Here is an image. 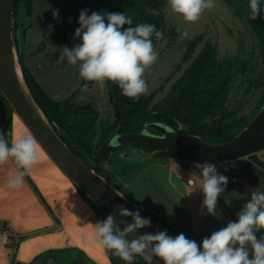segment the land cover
<instances>
[{"label": "rangeland", "instance_id": "1", "mask_svg": "<svg viewBox=\"0 0 264 264\" xmlns=\"http://www.w3.org/2000/svg\"><path fill=\"white\" fill-rule=\"evenodd\" d=\"M85 9L88 15L92 12L109 13V8L94 0H31V12L28 13L27 3L21 0L14 17V50L17 57L23 56L22 61L36 74L46 94L59 101L72 97L75 104H90L99 111L101 119L111 122L114 109L106 83L101 87L94 81H85L79 76L78 65H70L67 58L60 60L63 47L71 49L80 43L79 38H75V30L79 27V14ZM53 11H58V18H54ZM165 13L168 29L176 27L186 30L191 38L179 39L178 31L171 34L167 29L156 46L158 58L145 71L148 91L142 94L153 95L151 107H165L168 104L175 84L192 60L205 44L213 43L217 46L219 61L239 57L251 59L253 65H256L255 70L233 81L227 102L229 111H239L238 117H252L258 106H262L263 89L250 88V80L262 73L264 65L259 55L258 38L247 21L229 8L224 0H215V7L205 10L195 23L185 22L182 16L171 13L167 6ZM194 39H198V44L190 59L183 62L188 41ZM120 154V151L115 152L110 161L103 165L108 180L120 192L127 198L137 199L157 217L159 223L177 235L183 233L197 243L209 235L210 215L203 208L204 196L199 190L203 164L175 159H149L145 156L124 159ZM251 155L264 159V151L248 156ZM227 163L229 161L215 165L218 172L226 177L224 169ZM189 182L196 183V186L188 187ZM230 221L235 219L225 210L218 219V225L222 228ZM74 257H71L72 261L64 260L60 254L52 258L56 261L54 264H88L82 254ZM46 258L44 256L42 262Z\"/></svg>", "mask_w": 264, "mask_h": 264}, {"label": "clouds", "instance_id": "2", "mask_svg": "<svg viewBox=\"0 0 264 264\" xmlns=\"http://www.w3.org/2000/svg\"><path fill=\"white\" fill-rule=\"evenodd\" d=\"M167 7L185 22L195 23L205 10L215 7V0H167ZM249 8L250 19H256L262 11L260 0H250ZM148 11L158 14L156 9ZM53 16L58 18V11H53ZM78 23L75 38H79L80 43L71 49L63 47L60 60L67 58L70 65H78L79 76L85 81H94L101 87L107 81L115 83L125 97L136 99L147 93L144 74L158 58L151 38L155 35L162 39L163 33L157 31L154 24L131 26L132 18L117 12L88 15L86 9L81 10ZM177 31L179 39L191 38L188 31L180 28ZM111 146H115V141ZM10 157L22 171L8 180V186L18 188L26 171L37 162L36 140L30 135L21 136L10 145L0 133V165ZM201 176L199 190L204 196L203 208L208 215L215 216L228 178L211 162L203 163ZM117 216L131 217L132 222L121 219L118 224ZM120 224L125 225L122 230ZM150 225V218L141 217L139 210L132 212L119 206L115 214L98 221L94 227L97 242L127 264H133L137 256L143 257L147 264H152L153 258L163 264H264V235L259 239L256 235L264 230V192L253 189L237 219L204 237L200 243L183 233L170 236L166 230L128 239L129 235Z\"/></svg>", "mask_w": 264, "mask_h": 264}, {"label": "trees", "instance_id": "3", "mask_svg": "<svg viewBox=\"0 0 264 264\" xmlns=\"http://www.w3.org/2000/svg\"><path fill=\"white\" fill-rule=\"evenodd\" d=\"M20 1L13 0L14 17L16 7ZM24 1L27 3L28 13H30L31 0ZM94 1L105 8H109V12L130 16L133 21L131 26H136L140 23L154 24L156 30L161 31L163 34L168 29L165 13L167 0ZM224 1L229 8L234 9L237 12L236 14L247 21L252 32L257 36L260 44L259 55L264 65V0H260L262 11L254 20L250 19V0ZM148 9H156L158 14L153 15ZM124 27L126 28L128 25ZM168 32L171 34L177 33V28H169ZM151 39L154 49L162 40L157 39L155 35ZM197 44L198 39L188 41L183 62H187L190 59ZM217 52L216 45L213 43L205 44L202 51L192 60L182 77L175 84L172 99L169 100L165 107L152 108L153 95H141L136 99L125 97L122 95L118 85L107 81L106 88L114 109V118L111 122L101 119L99 111L90 104H75L72 97L64 101L51 98L24 66L22 55H19L18 59L32 96L53 125L57 134L88 167L109 181L103 172V165L110 161L111 156L115 152L120 150L110 146L111 139L116 135L138 133L147 123L161 122L174 129L182 128V132L185 134L201 136L208 143L222 144L231 141L247 126L250 118L252 119L256 115L261 106H258L259 108L253 113L252 117L240 118L238 117V110H228L227 102L233 87V81L239 76H244L248 72L255 70L256 65H253L251 59L246 60L239 57L219 61ZM252 87L263 89L260 103V105H263L264 69L257 78L250 80V88ZM0 111V133L5 135V139L11 145L14 112L1 92ZM77 189L84 200L95 210L99 221L104 220L105 217L87 197L86 193L79 187ZM121 193L125 196L123 192ZM125 197L127 198V196ZM127 199L153 221L176 234L170 228L159 223L154 218L153 213L142 206L137 199ZM105 250L111 264H127V262L114 255L112 250L106 248ZM55 252L57 251H49L39 258L53 255ZM67 253H71V257L75 258L73 253L76 252L68 251ZM68 260L72 261L71 258ZM85 261L88 264H94L88 259H85ZM133 264H147V262L137 256Z\"/></svg>", "mask_w": 264, "mask_h": 264}, {"label": "crops", "instance_id": "4", "mask_svg": "<svg viewBox=\"0 0 264 264\" xmlns=\"http://www.w3.org/2000/svg\"><path fill=\"white\" fill-rule=\"evenodd\" d=\"M23 64L43 88L33 70ZM20 121L13 116L12 141L32 136ZM37 157L18 188L9 187L8 180L22 169L11 157L0 165V264H54L52 257L56 254L64 260L71 258L68 251L82 254L94 264H111L105 248L97 242L94 226L99 219L95 210L38 143ZM224 171L228 183L219 197L222 200H218L222 205L220 217L227 210L236 220L252 190L264 192V159L251 155L232 160ZM187 186L195 187L196 183ZM5 234L10 238L8 243ZM256 235L259 239L264 230ZM49 251L57 252L42 262L44 257H39Z\"/></svg>", "mask_w": 264, "mask_h": 264}, {"label": "water", "instance_id": "5", "mask_svg": "<svg viewBox=\"0 0 264 264\" xmlns=\"http://www.w3.org/2000/svg\"><path fill=\"white\" fill-rule=\"evenodd\" d=\"M13 25V0H0V92L14 115L21 120L63 174L86 193L105 218L115 214L119 206L132 212L139 210L141 217L149 218L113 184L88 167L57 134L26 83L14 50ZM113 141H115V146H112L114 148L129 147L120 154L124 159L145 156L149 159H175L197 164L211 162L216 165L264 151V104L240 133L231 141L222 144L208 143L201 136L185 134L182 128L174 129L161 122L147 123L138 133L116 135L111 139L110 146ZM221 212L222 205L218 202L216 215L211 216L209 220V236L219 229L218 219ZM116 219L118 224L121 219H126L128 223L132 222L131 217L117 216ZM150 220L149 227L129 235L128 239L132 240L144 233L164 230L168 235L176 236L151 218ZM119 226L122 230L125 225ZM152 264H163V262L153 258Z\"/></svg>", "mask_w": 264, "mask_h": 264}, {"label": "built area", "instance_id": "6", "mask_svg": "<svg viewBox=\"0 0 264 264\" xmlns=\"http://www.w3.org/2000/svg\"><path fill=\"white\" fill-rule=\"evenodd\" d=\"M189 184H190V185H193L194 183H192V182H189ZM9 239H10V238L8 237V235H7V234H5V235H4V240H5V242H7V243H8V242H9Z\"/></svg>", "mask_w": 264, "mask_h": 264}, {"label": "flooded vegetation", "instance_id": "7", "mask_svg": "<svg viewBox=\"0 0 264 264\" xmlns=\"http://www.w3.org/2000/svg\"><path fill=\"white\" fill-rule=\"evenodd\" d=\"M127 148H129V147H123V148H119L120 150L119 151H121V150H123V149H127ZM154 215V214H153ZM156 220H157V217L155 216L154 217ZM166 227V226H165ZM168 228V227H167Z\"/></svg>", "mask_w": 264, "mask_h": 264}, {"label": "bare ground", "instance_id": "8", "mask_svg": "<svg viewBox=\"0 0 264 264\" xmlns=\"http://www.w3.org/2000/svg\"><path fill=\"white\" fill-rule=\"evenodd\" d=\"M21 122V121H20ZM24 125V124H23Z\"/></svg>", "mask_w": 264, "mask_h": 264}]
</instances>
